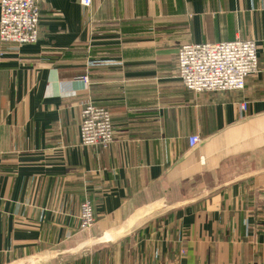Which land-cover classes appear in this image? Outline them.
<instances>
[{
  "label": "crops",
  "instance_id": "1",
  "mask_svg": "<svg viewBox=\"0 0 264 264\" xmlns=\"http://www.w3.org/2000/svg\"><path fill=\"white\" fill-rule=\"evenodd\" d=\"M91 1L40 0L38 42L0 50V264H264V0ZM237 39L244 90L183 85V45ZM88 103L108 147L81 143Z\"/></svg>",
  "mask_w": 264,
  "mask_h": 264
},
{
  "label": "built area",
  "instance_id": "2",
  "mask_svg": "<svg viewBox=\"0 0 264 264\" xmlns=\"http://www.w3.org/2000/svg\"><path fill=\"white\" fill-rule=\"evenodd\" d=\"M91 0H82L85 8ZM40 0H0V50L36 44L40 36ZM178 77L195 94L242 91L247 80L260 72L258 45L255 41L237 39L214 44L183 45L178 50ZM89 84V78L83 77ZM242 109L247 105L242 104ZM80 139L89 147H108L115 140L111 112L88 103L81 112ZM199 138H190V145ZM95 224L90 200L81 204L79 231H89Z\"/></svg>",
  "mask_w": 264,
  "mask_h": 264
},
{
  "label": "rangeland",
  "instance_id": "3",
  "mask_svg": "<svg viewBox=\"0 0 264 264\" xmlns=\"http://www.w3.org/2000/svg\"><path fill=\"white\" fill-rule=\"evenodd\" d=\"M81 233H83V232H81ZM37 263H42V262L36 261L35 259H30L28 262H20L18 264H37Z\"/></svg>",
  "mask_w": 264,
  "mask_h": 264
}]
</instances>
